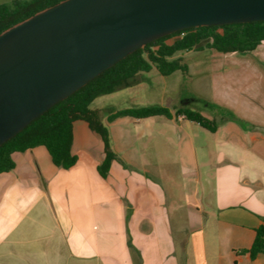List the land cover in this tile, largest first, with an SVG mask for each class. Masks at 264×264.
<instances>
[{"label":"crops","instance_id":"0c3cea01","mask_svg":"<svg viewBox=\"0 0 264 264\" xmlns=\"http://www.w3.org/2000/svg\"><path fill=\"white\" fill-rule=\"evenodd\" d=\"M211 57L223 86L211 99L168 107L166 84L142 77L156 68L110 93L132 104L116 111L159 106L171 117L109 122L116 111L97 109L117 155L106 178L104 142L84 120L74 122L68 170L43 146L15 153V169L0 175V264H264L245 253L264 225V42Z\"/></svg>","mask_w":264,"mask_h":264},{"label":"water","instance_id":"95a60500","mask_svg":"<svg viewBox=\"0 0 264 264\" xmlns=\"http://www.w3.org/2000/svg\"><path fill=\"white\" fill-rule=\"evenodd\" d=\"M264 21V0H63L0 34V147L151 42Z\"/></svg>","mask_w":264,"mask_h":264},{"label":"trees","instance_id":"16d2710c","mask_svg":"<svg viewBox=\"0 0 264 264\" xmlns=\"http://www.w3.org/2000/svg\"><path fill=\"white\" fill-rule=\"evenodd\" d=\"M61 1L63 0H17L11 4L0 5V34ZM262 42L264 21L188 28L149 43L104 71L3 144L0 147V175L15 169V153L40 146L46 148L56 167L65 170L72 168L78 161L77 156L72 153L73 126L75 121L84 120L104 142L105 159L98 170L100 175L106 178L117 155L111 148L108 127L102 123L97 112L90 108L97 97L119 90L138 74L150 72L153 68L163 76H170L177 71L187 72V66L181 63L182 60L174 58L179 52L209 49L224 54H242L255 50ZM175 114L183 115L187 120L196 122L211 132L215 131L213 123L198 111L179 108ZM158 115L171 117V112L168 108L159 106L134 107L110 114L108 121L113 122L121 117L143 119ZM245 253L252 259L264 254V225L256 230L255 240Z\"/></svg>","mask_w":264,"mask_h":264},{"label":"rangeland","instance_id":"374dc122","mask_svg":"<svg viewBox=\"0 0 264 264\" xmlns=\"http://www.w3.org/2000/svg\"><path fill=\"white\" fill-rule=\"evenodd\" d=\"M17 0H0V5L2 4H11ZM18 1H30V0H18ZM213 50L206 49L204 51H192V52H179L174 58H180L182 63L185 64L188 68L187 72L178 71L173 73L169 77H161L156 69H153L150 73L143 74V76L149 78L148 81H151L152 78L157 77L155 82H160L163 86L164 83L167 86V99L166 105L168 107L180 106L183 99L192 97V95H202L206 98H213L216 90H222V84L216 83L219 81V76L213 73L212 66L210 61L212 60L211 55ZM224 59V57H221ZM198 61V63H195ZM239 72L233 71L228 74V76L239 75ZM221 78V77H220ZM203 100H198L196 102V107L198 109H204ZM129 100L123 97H113V95L106 94L100 97H97L90 108L93 111L101 108V113L107 114L114 112L122 107H131ZM208 264H216L215 259H209Z\"/></svg>","mask_w":264,"mask_h":264}]
</instances>
